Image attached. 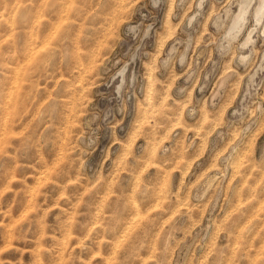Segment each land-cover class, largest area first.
<instances>
[{
    "label": "rangeland",
    "instance_id": "374dc122",
    "mask_svg": "<svg viewBox=\"0 0 264 264\" xmlns=\"http://www.w3.org/2000/svg\"><path fill=\"white\" fill-rule=\"evenodd\" d=\"M246 2L0 0V264H264Z\"/></svg>",
    "mask_w": 264,
    "mask_h": 264
},
{
    "label": "snow or ice",
    "instance_id": "6c2138e0",
    "mask_svg": "<svg viewBox=\"0 0 264 264\" xmlns=\"http://www.w3.org/2000/svg\"><path fill=\"white\" fill-rule=\"evenodd\" d=\"M240 7L243 9V8H251L253 7L252 3H251V0H247L246 3H243L240 5ZM260 9L261 10H264V0H262V3L260 5Z\"/></svg>",
    "mask_w": 264,
    "mask_h": 264
},
{
    "label": "bare ground",
    "instance_id": "6f19581e",
    "mask_svg": "<svg viewBox=\"0 0 264 264\" xmlns=\"http://www.w3.org/2000/svg\"><path fill=\"white\" fill-rule=\"evenodd\" d=\"M78 1V0H77ZM56 3V2H55ZM66 4V3H65ZM30 5V4H29ZM54 5V4H53ZM64 5V4H63ZM68 5V4H67ZM94 7V6H93ZM30 9V8H29ZM58 12V11H57ZM22 13V12H21ZM76 13V12H75ZM9 17V16H8ZM11 17H13V16H11ZM38 18V17H37ZM54 18V17H53ZM51 19V18H50ZM56 19V18H55ZM1 20V19H0ZM12 20V19H11ZM10 20V21H11ZM13 21V20H12ZM45 23V22H44ZM56 25H57V23H56ZM38 27V26H37ZM54 28V27H53ZM53 33V32H52ZM35 39V38H34ZM47 41V40H46ZM32 44V43H31ZM32 49V48H31ZM28 57V56H27ZM14 58V57H13ZM13 64V63H12ZM21 65V64H20ZM16 68H18V67H16ZM17 71V70H16ZM17 74V73H16ZM13 80H16V79H13ZM10 93V92H9ZM9 96V95H8ZM6 130V129H5ZM7 132H9V131H7ZM2 133V132H1ZM5 133V132H4ZM111 259V258H110Z\"/></svg>",
    "mask_w": 264,
    "mask_h": 264
}]
</instances>
